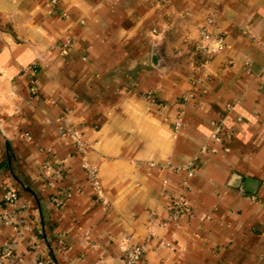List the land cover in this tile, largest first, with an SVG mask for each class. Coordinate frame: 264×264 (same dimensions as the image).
Segmentation results:
<instances>
[{"label": "crops", "instance_id": "1", "mask_svg": "<svg viewBox=\"0 0 264 264\" xmlns=\"http://www.w3.org/2000/svg\"><path fill=\"white\" fill-rule=\"evenodd\" d=\"M207 26L222 50L197 48ZM220 122L233 133L217 142ZM12 239L11 264H122L134 244L147 264H264V0H0V247Z\"/></svg>", "mask_w": 264, "mask_h": 264}, {"label": "built area", "instance_id": "2", "mask_svg": "<svg viewBox=\"0 0 264 264\" xmlns=\"http://www.w3.org/2000/svg\"><path fill=\"white\" fill-rule=\"evenodd\" d=\"M53 8H56L58 5V0H51ZM208 25H211L213 18L210 16L208 19ZM70 43H65L62 45L61 51L66 54L69 50ZM224 47V37L222 35L214 36L208 31V26L202 30V36L200 45L197 47L203 52H215L220 51ZM35 92V89H32ZM196 96V90L192 89L186 92L182 96V104L186 105L194 99ZM149 98V97H148ZM241 121V119H239ZM182 120L178 119L174 124V132L179 133L182 129ZM232 131L228 133L223 130V123L220 122L216 125V129L212 138L217 142H222L224 138H229L232 135ZM63 136L69 138L76 152L81 156L82 159V169L85 175V179L93 189V191L98 195L102 196V185L99 178V169L98 167L91 163L88 158V151L90 149L89 143L83 138V135L78 130L69 127L63 130ZM190 175H193L192 170L190 169ZM69 193L62 194L60 197L53 199L55 203H61L65 198L69 197ZM6 210L2 215V220L4 224L8 227H11L19 236L21 235V230L27 227V221L24 216L27 211V205L22 203L19 197L18 192L13 189H7L3 195L2 199ZM186 203L181 198H175L172 200L170 208V218L173 221H178L183 217L186 211ZM18 249V239H12L0 247V264H11L15 254ZM31 264H52L48 259H45L42 256H38L35 261ZM122 264H147L146 261V247L145 245L134 244L128 246L124 251Z\"/></svg>", "mask_w": 264, "mask_h": 264}, {"label": "water", "instance_id": "3", "mask_svg": "<svg viewBox=\"0 0 264 264\" xmlns=\"http://www.w3.org/2000/svg\"><path fill=\"white\" fill-rule=\"evenodd\" d=\"M153 59H154V64L159 67L160 66V57L155 54Z\"/></svg>", "mask_w": 264, "mask_h": 264}]
</instances>
